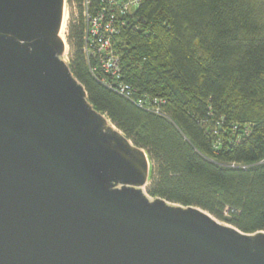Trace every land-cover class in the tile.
<instances>
[{"label":"water","instance_id":"obj_1","mask_svg":"<svg viewBox=\"0 0 264 264\" xmlns=\"http://www.w3.org/2000/svg\"><path fill=\"white\" fill-rule=\"evenodd\" d=\"M64 20L65 0H0V264H264V231L146 194L150 157L89 101Z\"/></svg>","mask_w":264,"mask_h":264},{"label":"trees","instance_id":"obj_2","mask_svg":"<svg viewBox=\"0 0 264 264\" xmlns=\"http://www.w3.org/2000/svg\"><path fill=\"white\" fill-rule=\"evenodd\" d=\"M79 15L69 65L94 108L147 151L148 194L264 231V0L142 1L137 28L114 44L123 79L136 95L165 98L166 116L92 74Z\"/></svg>","mask_w":264,"mask_h":264},{"label":"built area","instance_id":"obj_3","mask_svg":"<svg viewBox=\"0 0 264 264\" xmlns=\"http://www.w3.org/2000/svg\"><path fill=\"white\" fill-rule=\"evenodd\" d=\"M143 0H65L70 15L79 18L82 8L84 22V52L92 74L105 86L136 103L138 106L165 115L166 99L151 95H136V89L123 79L121 57L114 39L129 27L137 28L138 11ZM100 73L101 75H99ZM251 125L245 129L248 135ZM235 125L234 129L239 128ZM216 132V131H215Z\"/></svg>","mask_w":264,"mask_h":264},{"label":"rangeland","instance_id":"obj_4","mask_svg":"<svg viewBox=\"0 0 264 264\" xmlns=\"http://www.w3.org/2000/svg\"><path fill=\"white\" fill-rule=\"evenodd\" d=\"M69 20H70V11H69V6L66 5V14H65V20H64V39L66 41V52L64 53L63 55V59L69 64L70 63V51H71V48H70V45H69V42H68V37H67V33H68V24H69ZM152 165V164H151ZM148 185H149V182L148 184L145 186V192L146 194L150 197V198H153L151 197L148 192H147V188H148ZM216 218V217H215ZM217 219V218H216ZM219 220V219H217ZM221 223H224V224H228L230 225L229 223H226V222H223L221 220H219Z\"/></svg>","mask_w":264,"mask_h":264},{"label":"bare ground","instance_id":"obj_5","mask_svg":"<svg viewBox=\"0 0 264 264\" xmlns=\"http://www.w3.org/2000/svg\"><path fill=\"white\" fill-rule=\"evenodd\" d=\"M61 36H62V38L64 39L65 37H64V25H63V27H62V30H61ZM111 123V122H110Z\"/></svg>","mask_w":264,"mask_h":264}]
</instances>
